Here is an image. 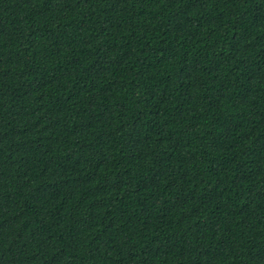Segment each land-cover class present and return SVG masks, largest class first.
<instances>
[{
    "label": "trees",
    "instance_id": "1",
    "mask_svg": "<svg viewBox=\"0 0 264 264\" xmlns=\"http://www.w3.org/2000/svg\"><path fill=\"white\" fill-rule=\"evenodd\" d=\"M0 264H264V0H0Z\"/></svg>",
    "mask_w": 264,
    "mask_h": 264
}]
</instances>
